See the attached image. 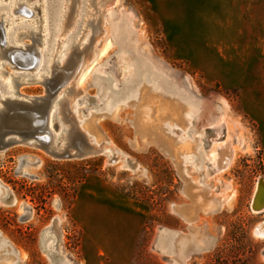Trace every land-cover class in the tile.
<instances>
[{
    "label": "rangeland",
    "instance_id": "obj_1",
    "mask_svg": "<svg viewBox=\"0 0 264 264\" xmlns=\"http://www.w3.org/2000/svg\"><path fill=\"white\" fill-rule=\"evenodd\" d=\"M99 1L95 0V4ZM47 2L50 39L41 65L44 70L51 64L63 24L66 30L62 39L66 37L64 43L69 47L63 52L60 65L66 62L72 46L84 33L86 5L90 0H83L81 7L77 0ZM96 6L98 10L99 4ZM105 9L109 15L103 18V26L90 18L86 31L91 38L89 46L97 53L95 69L91 71L90 66L84 71L90 72L82 86L77 83L80 76L77 79L76 69L69 86L78 88L75 112L82 125L97 141H110L116 152L134 159L140 168L125 167L124 159L113 163L109 160L113 156L106 152L58 159L26 144L1 150L0 194L7 187L17 203L0 204V231L7 241L0 247V264L7 263L2 261L10 256L8 250L17 254L13 255L15 264H54L43 239L45 230L58 218L68 264H111L126 257L127 246H131V264H264V238L255 233L264 221V211L256 213L251 204L257 184L264 178L260 124L249 113L254 106L245 105L243 90L224 85L215 75L234 80L247 75L241 70L251 62L256 73L255 85L264 89V18L259 19L256 27H248L251 36L257 38L256 59L239 55L253 49L244 47L239 40L246 32L242 10L207 8L201 24L189 26L211 49H227L228 53L233 47L230 51L237 54L206 58L213 63L209 70L215 76L211 79L188 58L175 55L170 44L175 10L169 0H118ZM94 11L99 17L100 13ZM258 11L261 16L262 10ZM116 29L123 30V34L116 33ZM24 41L33 44L31 37ZM17 63L8 62L5 72L35 80L34 67L26 70ZM127 64L136 67L137 75L124 87ZM36 81L22 84L20 92L30 97L45 95L46 85ZM143 84L151 87L149 96L154 98V105L137 100ZM96 96L99 100L90 104L89 98ZM118 105L120 111L114 116L112 112ZM223 107L227 109L225 122L209 125L220 116ZM164 113L176 118L186 116L187 121H164ZM159 124L161 128L156 132L154 127ZM193 134L202 135L207 150L231 139L235 149L231 166L205 178L206 170L195 168L194 162L187 160L185 176L180 159L167 142ZM186 177L198 180L191 191L186 188ZM225 182L231 183L227 192L232 196L230 202L222 192ZM94 193L112 198L115 204L122 202L124 207L144 215L135 240V234L122 231L128 228L121 224L113 230H92L88 210L91 200H96L91 197Z\"/></svg>",
    "mask_w": 264,
    "mask_h": 264
},
{
    "label": "bare ground",
    "instance_id": "obj_2",
    "mask_svg": "<svg viewBox=\"0 0 264 264\" xmlns=\"http://www.w3.org/2000/svg\"><path fill=\"white\" fill-rule=\"evenodd\" d=\"M82 1L83 0H77L78 6L80 7L82 6L83 3ZM117 2L118 0H101L99 1V3H97L100 6L98 10L96 6L97 4H95V0H90L89 4L86 5V10H88V12L86 13L87 18L84 25V33L82 34V36L79 37L77 43L72 46L74 50L72 49L71 53H69L68 57L65 59L67 61V59L72 55L73 51L77 50V79L80 76L79 82H77L79 83L78 85L81 84V82L86 78V76H88L90 72L89 71L88 73H84V71L87 68H90V66H92L91 71H93L96 66L93 64L97 59V53L95 48H91V45L89 46L88 42L90 41L91 38L88 35H86L88 26L91 24L90 18H93V21L98 23V25L102 27L103 18L106 15H109V10L105 8ZM93 5L95 6L94 9H92ZM89 10H91L92 12H95L94 10L98 11L100 13L99 17L96 18L95 14L97 12L91 13V11ZM80 11L78 10V15L80 14ZM33 15L34 17H32ZM0 22H2L5 31V44L4 45L0 44V107H3L4 105L3 102L7 100L21 99V97H25L26 95L20 92L19 87L22 84L28 83L29 80H31L30 77L18 74L16 72L14 73L5 72L4 67L8 62L11 61L13 64L16 63L13 62L12 60L13 58L12 56H10V52L12 53L13 50H19V51L27 50V46L36 48L39 60L36 66H34L33 68V73H35V80L40 81L43 80L45 76L51 75L52 68L55 64L62 63L61 57L63 56V52L69 46H67L64 43L65 40H67L66 37L62 39L63 34L65 33L66 30L65 25L63 24L62 28L60 29L61 32L58 36V40L56 41L55 44V50L53 51L52 60L51 62L49 61L51 63L50 66L45 70L43 67H41L45 52L47 50V45L50 39L49 11H48L47 0H36V1L0 0ZM29 24L30 27H28ZM115 31L120 35L123 34V30L116 29ZM26 37H31L33 39V44L30 45L25 44L24 40ZM82 40L84 41L82 42ZM80 46L83 47L81 48ZM16 66L12 65L13 68H16ZM136 73H137V69L136 67L134 68L133 64L126 65L125 74H124L125 75L124 87H127V85L130 82H132V80L137 75ZM140 89L141 90L137 100L139 102H142V104L144 103L145 105L147 104L154 105V100H153L154 98L151 99L152 96L151 97L149 96L151 87H148L147 85L143 84ZM77 96H79V92H76L68 87L64 88L60 92L59 97L55 102V109L60 110V108L66 103L74 111L76 108ZM98 100H99V96L94 97L93 100L89 98V103L93 105V103H95ZM119 111H120V106L118 105V107H116L112 113L114 114V116H117ZM220 111H221V114L219 113L220 116H218V118L215 120H211L209 125L218 126L225 122L227 116V109L223 107L222 110ZM163 116L166 118L164 119V121L172 120L177 124H181V123L185 124V120L187 121L185 115H184L185 117L176 118L174 117V115L171 114L169 115L166 113ZM57 119L59 118L57 117ZM77 119L80 121L81 128L85 130L87 134H89L91 140L97 146H103L104 151L109 156L111 155L113 156V158L109 159L110 161H112L113 163H117L119 162V160L124 159L125 167L133 170H138L140 168V164L137 161H135L132 158H127L125 154L119 151L116 152L117 150L110 141L108 140L97 141L96 137L93 136V134L82 125V122L78 115H77ZM60 123L61 125L58 131H55L53 129V120L50 122V126L54 131L56 144H58V146H63L67 142V131H66L67 126L63 122ZM161 125L162 124H159L154 127L156 132L157 131L159 132ZM91 126L93 127L94 123H92ZM143 127L144 126H141V128ZM199 136L200 137H198L197 134H193L191 136L187 135L183 137H178V139L175 138L176 140L173 139L169 141L167 140L168 141L167 144L170 146L171 152L174 154L176 158H179L181 161L180 163L184 175L185 176L187 175L186 173L187 170L185 168V163L187 160L194 162L195 168L200 167L205 169L206 170L205 172L206 174L204 175L205 178H208L213 174H220L225 172L233 163L235 156V149L231 139H226L218 143L216 148L212 147L207 150L206 148L203 147L202 144L203 140L201 138L202 135L200 134ZM197 142H199V145L197 144ZM210 169L212 170L213 173H210ZM197 184H198L197 179L196 181H194L192 180V178L186 177V186H187L186 188L188 189V191L194 189V186ZM223 186L224 189L222 192L225 195H227L228 190H230L231 188V183L225 182ZM258 187H259V183L257 184V187L255 189V193L253 195L251 204L252 206L254 205L255 208L253 210L256 213H261L264 211V195L261 197L259 203H255ZM3 189H4L3 193L0 194V204L11 205L13 203V205H16L17 198L15 197L13 192L5 186L3 187ZM231 200H232V196L229 195L227 201L230 202ZM55 222L56 223L53 226L47 228L44 232L45 234V237L43 239L44 247L49 253V257L51 258L54 264H68L69 258L65 255L62 249V239L60 237V231H59V224L61 223V219L58 218ZM255 233L259 237L264 238V221L261 222L256 227ZM0 237H1L0 239V247H1L6 241V239L3 238V234L1 231H0ZM8 252L10 256L8 257L7 260H3L2 262L4 261L7 262L5 264H15L16 260L13 259V255H15L16 253H14V251L11 252L10 250H8Z\"/></svg>",
    "mask_w": 264,
    "mask_h": 264
},
{
    "label": "crops",
    "instance_id": "obj_3",
    "mask_svg": "<svg viewBox=\"0 0 264 264\" xmlns=\"http://www.w3.org/2000/svg\"><path fill=\"white\" fill-rule=\"evenodd\" d=\"M169 4L171 9L175 10V21L170 33V44L175 50V55L188 58L195 68L205 72L211 79L216 75L217 81L222 82L224 85L241 88L244 92L243 98L245 105L254 106L249 108V113L253 115L260 124L264 144V89L255 85L256 73L252 71L251 62L246 64L247 68L241 70L242 74L247 75L240 76L234 80L222 78L219 74H210L209 69H212L213 63L212 60H207L206 58L236 56L237 54L236 52L230 51L233 47L229 49L228 53H225L227 49H211V45L201 36L197 35L194 29L189 27L191 24H201L203 11L207 8H234L242 10V24L245 25L246 32H243L239 40L244 47L253 46V49L250 52H243L239 55L256 59L258 50L256 45L257 38L256 35L253 37L251 36L250 31L248 32V27H251L250 25L252 24L256 27L259 19L264 18V0H169ZM258 10H262L261 16H258ZM248 74H250L249 77ZM89 191L90 190H88V192ZM91 197H95L96 199L95 201L91 200L88 210L91 223L90 226L93 227V231H102L103 227H109L111 228L110 230H113L115 226L121 224V226L128 228L122 229V231L135 234V236L133 235L132 237L133 240H135L143 226L145 219L144 215L124 207L122 202L115 204L112 202V198H106L101 194L94 193ZM107 201L111 202L109 203ZM105 202L107 203L106 209H104ZM130 247L131 246H127L125 258L121 257V259H116L111 264H131L128 256V248ZM81 264L99 263L85 262Z\"/></svg>",
    "mask_w": 264,
    "mask_h": 264
},
{
    "label": "water",
    "instance_id": "obj_4",
    "mask_svg": "<svg viewBox=\"0 0 264 264\" xmlns=\"http://www.w3.org/2000/svg\"><path fill=\"white\" fill-rule=\"evenodd\" d=\"M0 44H5V31L0 22ZM13 62L21 64L23 69H31L38 63L39 57L36 48L27 46V50H13L10 52ZM77 69V50L64 62L63 66L55 64L51 75L38 81L46 85V94L39 97L25 96L21 99H12L3 102L0 107V151L9 149L17 144L40 148L58 159L85 158L103 154L104 147L97 146L89 134L81 128L75 110L64 104L60 110L55 109L60 92L69 86ZM36 80H29V83ZM93 100V98H91ZM57 117L59 119H57ZM53 120V129L58 131L63 122L67 128V142L58 146L55 134L50 126ZM259 187L255 203H259L264 195V178L259 180ZM254 209V205L252 206ZM1 239V237H0Z\"/></svg>",
    "mask_w": 264,
    "mask_h": 264
}]
</instances>
